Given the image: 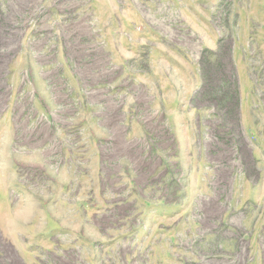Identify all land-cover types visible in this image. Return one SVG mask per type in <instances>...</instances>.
Here are the masks:
<instances>
[{
    "label": "rangeland",
    "instance_id": "obj_1",
    "mask_svg": "<svg viewBox=\"0 0 264 264\" xmlns=\"http://www.w3.org/2000/svg\"><path fill=\"white\" fill-rule=\"evenodd\" d=\"M0 264H264V0H0Z\"/></svg>",
    "mask_w": 264,
    "mask_h": 264
},
{
    "label": "trees",
    "instance_id": "obj_2",
    "mask_svg": "<svg viewBox=\"0 0 264 264\" xmlns=\"http://www.w3.org/2000/svg\"><path fill=\"white\" fill-rule=\"evenodd\" d=\"M211 90H213V88H211ZM234 92H235V91H234ZM234 92H233V93L230 95V97H229L231 101H232V100L235 101V95H236V94H234ZM209 96H210L211 98L216 97V99L219 100V99H218V95H217V93H216V94H215V93H210Z\"/></svg>",
    "mask_w": 264,
    "mask_h": 264
}]
</instances>
